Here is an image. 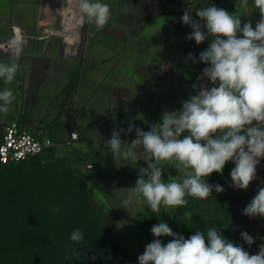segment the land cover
Masks as SVG:
<instances>
[{
	"label": "rangeland",
	"instance_id": "374dc122",
	"mask_svg": "<svg viewBox=\"0 0 264 264\" xmlns=\"http://www.w3.org/2000/svg\"><path fill=\"white\" fill-rule=\"evenodd\" d=\"M42 4L41 24L25 32L19 28L21 35L57 38L64 56L73 59L60 66H74L78 72L59 100L45 101L46 106L35 111L39 123L32 125L34 130L56 144L24 161L0 160V264H138L145 245L154 239L152 225L161 220L185 238L217 227L231 242L250 254L258 253L264 243L260 239L264 218H249L242 210L264 186V159L247 190L231 186L235 165L228 162L223 175L213 173L208 178V183L223 186V193L213 191L207 200L187 196V205L162 206L158 213L135 199L123 208L139 168L146 164L114 157L106 141L114 128L134 124L148 131L165 110H179L181 101L195 94L194 67L179 61V53H168L167 46L164 51L162 37L150 34L135 11L123 12L122 21H110L115 25L97 30L81 17L65 19L68 0ZM67 21L63 35L59 31ZM1 82L16 100L7 116H0V144L5 124L27 116L22 111L26 99L21 85L16 80L10 85ZM72 132L77 138L69 143ZM135 138L134 130L121 134L125 142ZM137 156L142 158L143 153L137 150ZM164 169L165 182L184 178L183 170L170 163ZM76 229L83 234L79 243L70 240ZM242 231L255 238L251 247L241 239ZM161 239L166 244L171 237Z\"/></svg>",
	"mask_w": 264,
	"mask_h": 264
},
{
	"label": "clouds",
	"instance_id": "9594fccd",
	"mask_svg": "<svg viewBox=\"0 0 264 264\" xmlns=\"http://www.w3.org/2000/svg\"><path fill=\"white\" fill-rule=\"evenodd\" d=\"M239 3L248 7V0ZM77 5L81 21L94 24L97 30L112 19L110 5L102 0H77ZM253 7L260 16L255 26L251 20L242 23L241 16L215 5L193 10L189 4L184 10L181 21L192 29L186 38L197 45L210 41L198 57L206 67L192 85L195 94L181 101L179 110H165L150 130L134 124L113 129L106 141L108 151L114 157L122 155L146 164L139 168L123 208L135 199L158 213L162 206L187 205V196L207 200L213 191L223 193V186L208 183V178L213 173L223 175L228 162L235 165L230 171L233 188L247 190L257 179V168L264 159V0H253ZM122 11L130 9L125 6ZM18 56L16 52L9 62L0 61V80L5 85L16 78ZM187 60L197 62L193 53H188ZM15 100L10 88L0 90V113L7 114ZM133 130L136 138L131 142L121 139L122 133L128 135ZM137 150L143 153L142 158ZM165 163L183 170L182 181L171 177L165 182ZM242 212L249 218H264V186ZM151 234L154 239L145 245L138 264H264V243L258 253L250 254L217 227L208 228L206 234L197 230L185 238L161 220L152 225ZM240 236L249 247L255 242L246 231ZM162 237L171 239L165 244ZM70 240L79 243L83 234L76 229Z\"/></svg>",
	"mask_w": 264,
	"mask_h": 264
},
{
	"label": "crops",
	"instance_id": "0c3cea01",
	"mask_svg": "<svg viewBox=\"0 0 264 264\" xmlns=\"http://www.w3.org/2000/svg\"><path fill=\"white\" fill-rule=\"evenodd\" d=\"M42 2L43 0H0V61L9 62L14 58V54L19 52V71L15 80L21 85L20 90L24 93L26 102L23 103L22 111L27 114L20 122L31 130H34L32 126L34 123H39L34 119L35 111L39 107H45V101L59 100L70 77L78 72L74 66L70 68L60 66L63 62H73V59L64 56L60 41L53 36H22L21 46L15 52L3 46V42L10 39L14 28H21L25 32L26 29H35L41 24L39 13L43 7ZM102 2L110 5L112 13L110 21H122L121 13L125 6L130 9L129 12L135 11L140 15L145 21L142 26L154 37H162L163 50L165 51L167 46L168 53H179L178 57L174 58L177 57L185 65L193 66L196 78L206 67L205 64L198 62L199 54L208 47L210 41L206 40L197 45L194 40L186 38L192 29L182 23L181 17L189 4L193 10L196 7L215 5L241 16L242 23L251 20L253 26L260 19L259 13L253 7V0H248L247 8L241 7L239 0H102ZM112 25L115 24L108 23L105 27ZM71 42L68 41V48L72 46ZM188 53H193L197 62L187 60ZM1 84L0 90H3L5 86L3 82ZM5 115L7 116L0 113L2 117Z\"/></svg>",
	"mask_w": 264,
	"mask_h": 264
},
{
	"label": "built area",
	"instance_id": "2783aa9c",
	"mask_svg": "<svg viewBox=\"0 0 264 264\" xmlns=\"http://www.w3.org/2000/svg\"><path fill=\"white\" fill-rule=\"evenodd\" d=\"M14 33V36L3 42V46L15 52L21 46L22 35L19 28H14ZM76 138L77 132H72L68 137V142ZM55 144L56 141L50 136L26 128L18 119H13L4 126L3 139L0 144V160L4 163L24 161L42 154Z\"/></svg>",
	"mask_w": 264,
	"mask_h": 264
},
{
	"label": "bare ground",
	"instance_id": "6f19581e",
	"mask_svg": "<svg viewBox=\"0 0 264 264\" xmlns=\"http://www.w3.org/2000/svg\"><path fill=\"white\" fill-rule=\"evenodd\" d=\"M64 10L68 14L67 15L68 17L66 16V18H65V19H68V21H69V18L72 17V16L73 17H75V16L81 17V14H80V12L78 10L77 0H68V5L65 7ZM68 21L64 23V26L62 28L63 30L59 31V33L63 34V33H65L67 31ZM67 37H69V36H67Z\"/></svg>",
	"mask_w": 264,
	"mask_h": 264
}]
</instances>
